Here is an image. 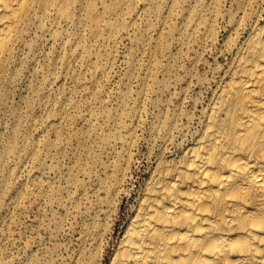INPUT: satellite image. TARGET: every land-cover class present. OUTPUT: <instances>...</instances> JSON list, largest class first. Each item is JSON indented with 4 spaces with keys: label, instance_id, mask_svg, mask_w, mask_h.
<instances>
[{
    "label": "bare ground",
    "instance_id": "1",
    "mask_svg": "<svg viewBox=\"0 0 264 264\" xmlns=\"http://www.w3.org/2000/svg\"><path fill=\"white\" fill-rule=\"evenodd\" d=\"M222 1L0 0V113L9 89L33 70L39 48L48 49L44 58L51 46L58 50L46 74L38 71L43 75L34 96L42 115L29 126L36 139L27 138L17 157L31 166L8 186L15 195L8 205L0 195L1 214L49 191L51 264H264V0H230L213 74L187 73L180 90H172L174 65L196 39L202 52L216 42ZM174 21L182 22L180 30ZM175 34L170 55L166 42ZM125 41L131 45L125 85H135L136 97L103 98L99 81H110ZM157 73L167 76L158 89L175 100L174 108L154 128L159 144L149 155L148 176L105 258L112 232L97 218L112 210L116 220L136 123ZM191 89L197 93L188 98ZM51 95L74 100L49 107ZM89 142L101 153L110 149L114 160L99 162ZM66 155L74 165L57 190L35 167L56 174ZM0 183L7 186L3 176ZM66 231L78 232L75 245L57 246Z\"/></svg>",
    "mask_w": 264,
    "mask_h": 264
},
{
    "label": "rangeland",
    "instance_id": "2",
    "mask_svg": "<svg viewBox=\"0 0 264 264\" xmlns=\"http://www.w3.org/2000/svg\"><path fill=\"white\" fill-rule=\"evenodd\" d=\"M232 9L230 0L222 1L220 11L223 14L224 20H220L221 17H219L215 43H207L205 50L202 52L197 45L201 39V37H198L193 43L192 49L185 52L178 59L174 65V71L171 74L172 90H180L182 87L180 80L187 73L200 75L213 74L212 68L215 65V52L221 48L222 39L226 35L224 25L228 19L227 14ZM173 26L174 30L178 31L182 28V22L174 21ZM176 37L177 34L167 40L166 44L169 47L167 54L170 53V55H173L176 53V49L172 48ZM57 51L55 47L51 46V57L48 55L44 58L43 54L49 51L45 47H40L38 56L33 63V70L27 74V77L13 85L7 92V109L3 113H0V177L3 176L7 182V186L0 183V195L2 194V202L5 205H8L15 197L14 194L8 192V186L13 184L16 181V177L31 166V164L25 161H20L17 157L27 138L31 136L33 140L36 139L30 132L29 126L34 120L41 119L40 117L42 115L39 112L40 102L34 96V91L39 87L41 76L43 75L38 71L43 70L46 74V67L50 61L52 62L56 58ZM130 51L131 45L125 41L120 53V60L114 69V74H111L110 81L108 83H104L102 80L99 81V85H104L106 91L103 98L108 99L113 93L118 95L126 92L131 94L132 99L136 97L135 85H132L130 89L125 85L127 80V74H124L126 55ZM197 58L200 59V63L194 62ZM227 58H221L220 64L226 63ZM160 59L163 65H172V63L167 64L166 58L160 57ZM143 62L145 63V60ZM140 76L142 77L143 74H140ZM166 78L167 76L165 74H152V79L148 82L151 92L145 96L142 102L141 114L136 123L138 146L136 145L137 149L134 147L131 151L132 159L129 177L125 184H123V189L119 192L118 200L114 205V210H116V206L118 205L116 220L112 223V210L109 211L107 216L101 215L97 218L98 224L102 229L107 227L108 232H112L105 258L112 254L117 245L119 236L128 223L130 208L137 197L138 190L142 187L144 180L148 176L147 173L151 164L149 162L151 161L149 159L152 153L151 151H155L159 144V140H156L157 136L154 134V128L158 125L159 120L162 119L164 114L172 111L174 108L175 100L158 89L159 85L165 82ZM55 91L58 93V90ZM188 92V98L197 93V91H193L192 89ZM68 97L63 95L62 99L58 100L54 95H51L46 99L45 103L49 107H56V105L66 106L74 100ZM46 110L44 108V111ZM15 111L18 112V117L13 116ZM75 128L80 129V124H77ZM103 131L107 134L111 130L104 128ZM88 148H93L94 155L101 163L114 160V155L110 149H106L105 152L101 153L98 145H95L94 142H89ZM8 149L12 151L9 154L5 153V150L7 151ZM117 150H119V146H117V149L115 146L114 152L117 153ZM149 150L150 152H148ZM59 161L56 174L45 170L41 171L38 167H35V171L37 172V176L41 177L48 184H52L57 190H62L66 183L67 172L73 167L74 162L72 159H69V155L60 158ZM97 185L96 183L92 184L93 188ZM48 194L49 191L44 190L38 198L28 201L24 200L23 207L20 210H11L9 213L7 211L0 214V264H51V225L48 224L51 217V210L47 204ZM66 196L64 192L60 194L62 199L66 198ZM84 205L82 204L81 206L84 207ZM58 216L63 217L64 213L59 212ZM86 222L89 221L85 219ZM65 234H67V231L64 235L56 239V245L60 247L65 245L74 246L78 232L72 233L68 231L66 236Z\"/></svg>",
    "mask_w": 264,
    "mask_h": 264
}]
</instances>
